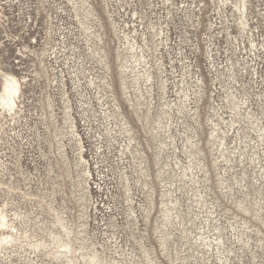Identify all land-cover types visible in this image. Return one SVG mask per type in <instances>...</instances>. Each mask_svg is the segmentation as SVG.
<instances>
[{
    "label": "rangeland",
    "instance_id": "374dc122",
    "mask_svg": "<svg viewBox=\"0 0 264 264\" xmlns=\"http://www.w3.org/2000/svg\"><path fill=\"white\" fill-rule=\"evenodd\" d=\"M52 1L54 3H51ZM90 1L95 13L90 19L83 16L82 19L91 23L93 30H98L97 32L102 34V39L95 38L89 42L75 16V7L67 0L2 1L6 15L5 25L11 38L8 39L5 33L2 34L0 66L3 68L10 66L19 76L29 74L31 78L34 77L31 73L32 65L35 64L41 74L37 82L33 81L32 86L30 84L26 86V96H30V99H25L23 112L17 116L19 120L10 122V126L16 127L17 131L11 130L6 123L8 133H3L2 140L0 139V164L4 162L8 165L2 178L6 182L12 181L15 186L21 188L13 194L16 205L32 208L34 210L32 215L40 209L35 200L30 201L22 197V190H25L26 184L35 193L41 191L45 185L52 187V180L45 183L48 162L53 165V174H62L66 195L69 196L65 205L70 209L74 208L73 215L77 221L79 211L85 210L84 205L88 204L86 198L78 201L71 195L72 182L68 170L72 169V174L77 180L80 179L77 173L83 167L82 161L78 167L73 165L74 160H79L77 154L74 155L68 147L69 165L63 163L57 151L48 155L50 160H46L42 155V152L49 154V146L48 142L43 140L45 126L38 121V117L42 114V105L46 103V92H49L57 101L59 107L57 111L60 115L66 106L73 107L72 114L77 118L80 131L86 133V144L89 147L86 155L92 163L94 177L90 178L93 196L89 211L92 217L89 218L84 234L87 239L97 242L95 247L100 252L118 257L119 254L107 248L109 244H105L110 243L107 235L117 232L121 240L128 242L125 248L129 252L134 250L143 256L140 244L144 243L161 264H178V260H171L167 252L174 257L176 253H179V256H186L184 264H264V145L252 148V142L246 143L250 137L260 140L256 129L258 126L264 127V48L259 46L257 49L251 45L249 36L238 28L235 17L232 16L234 8L229 4L226 6L228 11L222 17L232 21L231 30L234 33L227 35V30L223 33L218 32L215 24L212 25L211 22L221 20L218 14L219 0H204L201 3L202 11L199 12L198 7L194 13L181 7L187 6L186 4L192 0H176L177 5H171V1L169 3L167 0H154L156 6L150 4L153 0H108L110 14L113 16L111 20L114 18L127 29L139 28L142 23L145 25L155 23L158 29L162 26L168 31L167 41L165 36L149 35L148 45L155 48L156 52L147 48L145 50L148 59H152L153 53L163 65L159 66L158 62L154 69L152 111L168 109L163 105L165 100L161 89L162 80L169 78L165 95L168 100L182 104L183 89L185 91L188 89V93L191 94L190 107L179 110V107L175 106L170 110L173 117L172 130L161 133V138L166 144L159 145L152 139L146 140L150 135L145 133L141 121L123 95L116 53L119 45L120 51L125 52L124 44L119 43L104 0ZM58 3L67 8L66 13L60 12L56 6ZM29 9L31 18L27 14ZM168 9L171 13H168ZM250 12L256 37L264 44V16L261 15L264 13V0H251ZM139 16H143L144 19L141 20ZM234 22L236 24H233ZM55 24L74 31L68 38L69 49L56 64L60 66L58 69H64L66 72L67 78L64 82L66 87H61L60 91L66 90L70 101H66L62 97V92H58L55 81L51 88L47 87L49 79L40 64L44 48L49 49L54 55V51L60 46ZM137 35L139 40V34ZM95 42L98 43L96 45H104L107 49L109 69L101 61L102 52L94 54L92 51L91 45ZM237 44L240 45V50L237 49ZM33 49H37V52L34 53ZM77 52L81 54L83 64L76 63L74 53ZM129 60L132 61V58L129 57ZM213 60L220 67L219 72L211 64ZM185 61L193 63L192 73L187 72ZM232 62L238 71L242 70V74L236 71L234 75H230L231 71L226 67H230ZM247 62L251 65V68L247 67L251 73H246L247 69L244 68L248 65ZM75 73L79 76L76 77ZM93 74L94 81L99 86L89 84L88 81ZM199 74L203 78L201 87L196 82ZM105 75L108 77L107 80H110V86L102 79ZM79 78L82 79L83 86L80 85L81 87L77 89ZM220 81L227 85L222 91ZM146 84L141 83L144 93L142 100L151 101V94L146 87L149 83ZM130 91L133 97L135 94L140 96L138 89L130 87ZM232 91L239 99L248 98L249 110L254 112L255 118L250 119L246 115L248 107L242 102L239 108L242 114L232 115L230 106L233 105V97L227 96ZM113 94L117 96L122 110L137 129L136 137H140L139 140L142 141L141 148L144 154L141 151L139 158L133 160L129 158L133 164L129 176L136 203H130L126 199L128 192L127 186H124L126 177L123 174V167L127 162L120 163L117 160L118 149L113 147L112 152L106 150L104 154L100 151L96 153L95 141L91 138L93 133L90 130L91 126H94L106 134L104 119L100 118L101 112L97 114L100 119L92 120L90 126L88 119L85 121L82 114L78 113L82 111L81 99L93 96L94 108L101 111V102L97 97L103 95L107 99ZM108 105L113 106V102H109ZM219 106L226 111L224 119L216 113L215 107ZM36 109L38 115L35 113ZM195 109L198 114L195 113ZM142 110L145 111L146 106H143ZM233 119L239 122L233 124ZM254 120L256 122L253 123ZM169 133L174 135L173 143L168 138ZM247 134L250 137L245 136ZM188 136L192 139L189 140ZM117 137L126 139V134ZM160 149L159 155L156 156L155 152ZM142 155L147 157L142 158ZM143 166L148 168L143 171L141 169ZM159 169L161 177L157 176ZM186 170L188 176L184 175ZM145 172H148V176ZM27 175L30 185L27 183L29 179H25ZM77 189L80 190L81 186ZM168 189L173 192L168 193ZM10 194L11 191L7 187L3 186V189H0L1 200ZM61 197V193H58V203L64 204ZM170 199L174 202H170ZM164 204L173 208L170 218L162 213ZM131 206H136L135 213H131ZM97 207L99 208L96 209ZM148 211L149 216L146 218ZM42 215L51 217L46 209ZM135 215H138V221ZM112 216L115 217L114 220ZM160 230H163L164 234L169 233L165 253L160 246ZM216 238L218 240L222 238L223 245L217 246ZM16 264L26 263L18 261Z\"/></svg>",
    "mask_w": 264,
    "mask_h": 264
},
{
    "label": "bare ground",
    "instance_id": "6f19581e",
    "mask_svg": "<svg viewBox=\"0 0 264 264\" xmlns=\"http://www.w3.org/2000/svg\"><path fill=\"white\" fill-rule=\"evenodd\" d=\"M3 0H0V45L2 43V34L5 33L6 37L11 38L10 34L7 31V27L5 25V13L3 11L4 6L2 5ZM8 2H14L15 0H6ZM20 1V0H19ZM59 0H56L58 2ZM69 3L75 7V16L80 22L84 33L86 34V39L92 41L96 38V40L102 39V34L93 30L92 24L85 21V19H90L91 16L94 15V7L90 0H67ZM171 5L175 4L176 0H167V2ZM51 2V0H48ZM55 2V3H56ZM204 0H192V2L182 5L181 7L188 10V12H195L199 7V12L202 11L201 3ZM51 3H54L52 1ZM104 3L107 7V11L109 14L110 22L112 23L115 34L118 37L119 43L121 42L124 44V51L121 50V45L117 47V59L119 60L118 67H119V78L120 84L122 87L123 95L125 99L130 103V107L133 109V112L136 114L139 121H141V125H143V130L146 134L150 135L149 139L153 141H157L159 145L166 144V142L161 138V133L164 131H171L172 125V114L170 110L173 109L175 106L179 107V110L183 108L190 107L192 98L191 94L188 93L183 89V96L184 99L182 100V104L175 103L171 99L166 98L167 93V82L169 78L166 80H162L161 89L164 92L163 100L165 102L163 105H166L168 109L160 110L159 112H153L152 104H153V97H152V89L155 83V65L159 62V66H163L162 62L159 58H157L153 53L151 54L152 59H148V55L145 54L146 48L149 50L156 49L153 47H149V35L151 36H165L166 41L169 39L168 31H166L162 26L158 29L157 24L150 23L149 25H145L144 23L135 27L133 30L127 29L124 24L120 25L116 20H111L110 14V6L108 0H104ZM178 3V2H177ZM219 11L218 14L221 16L220 21L216 23L211 22V24H215V27L218 29L219 33H223L227 30V35L234 33L231 30L232 21L223 19L224 13H226L227 5H231L234 10L232 12V16L235 17V21L237 23L238 28L242 30L243 33L247 34L250 39V43L253 47L259 49V46L264 48L263 41L259 40L255 34L254 25L251 22L252 12H250V3L251 0H219ZM6 4V3H5ZM12 4V3H11ZM153 6L157 4L153 0L150 2ZM159 5V4H158ZM205 5V3L203 4ZM61 13H66L67 8L63 7L60 3L56 5ZM181 9L180 7H177ZM83 11V12H81ZM60 13V15H62ZM168 13H171V10L168 9ZM27 14L30 15V9L27 11ZM264 16V13H261ZM113 17V16H112ZM53 17H51V21ZM138 18V17H137ZM141 20L144 19L143 16H139ZM253 18V17H252ZM63 19V18H62ZM59 20V19H58ZM61 20V19H60ZM61 22V21H60ZM57 23V22H56ZM59 23V22H58ZM235 22L233 24H236ZM53 24V23H51ZM61 24V23H60ZM144 24V27H143ZM57 26V33L59 35L58 39L60 41V46L58 49L54 51V55L50 53L49 49L44 48L41 53L40 64L42 65L43 70L47 74L49 79V86L52 87L53 81L57 83V87H55L58 92H62V97L66 99V101H70L69 94L66 90L60 91L61 87H66L64 83L66 81V72L64 69H58L60 66H57L59 60L64 56V53L69 49L68 38L70 35L73 34L72 29H68L63 26ZM160 25V24H159ZM143 27L142 29L140 27ZM56 31V29H55ZM134 32L135 34H132ZM139 32V33H138ZM75 34V33H74ZM139 34V40L138 35ZM14 37V36H13ZM60 37L62 39H60ZM235 37V36H234ZM141 40V43H140ZM13 41V40H12ZM261 41V42H260ZM97 42L91 45L93 47L92 51L94 54L101 53L100 58L101 61L104 63L105 67L109 69L108 63V54L107 49L104 45H96ZM209 43V42H208ZM98 44V43H97ZM212 44V43H211ZM75 46V45H74ZM209 46V45H208ZM29 48V47H27ZM75 50L77 48H74ZM237 49H241L240 45L237 44ZM20 50V49H19ZM22 50V49H21ZM34 53L37 52V49H33ZM79 50V48H78ZM213 51V50H212ZM79 52V51H78ZM74 53L76 58V63L83 64L84 60L81 58V54ZM21 53V52H20ZM23 53V52H22ZM147 53V52H146ZM77 54V55H76ZM210 54V53H209ZM255 54V52H254ZM63 55V56H62ZM257 55V54H256ZM129 57L132 58V61L129 60ZM150 57V56H149ZM215 57V56H214ZM217 59V58H216ZM234 59V58H233ZM65 60V59H64ZM232 61V60H231ZM19 62V61H18ZM83 62V63H82ZM11 63V62H10ZM20 63V62H19ZM215 70L219 72L220 67L217 63L211 61ZM248 64V62H247ZM221 65V63H220ZM33 72L32 75L34 77L29 78V74H25L24 76H19L18 73L10 68H3L0 66V139L2 140V134L8 133L7 127H11V130L17 131L16 127L10 126V122H16L17 116H20L21 112H23L25 99L29 98L30 96H26V86L30 84L32 86V82H37L36 80L38 77L41 76L40 71L36 68V65L33 64ZM185 66L188 68L187 72L192 73L194 71L193 63L189 61H185ZM86 67V66H85ZM251 68V65L248 64L244 66ZM227 70L231 71L230 75H234L238 69H236L235 63L232 62L230 67H226ZM28 72V71H27ZM240 74H242V70H239ZM254 72V71H253ZM30 73V74H31ZM196 74V72H194ZM246 73H251V70H246ZM258 73V71H256ZM76 74V73H75ZM253 74V73H252ZM107 75V74H106ZM104 76L102 79L105 83L109 86L111 85L110 80H107V76ZM79 76L76 74V77ZM227 76V75H226ZM194 77V76H193ZM217 77V76H216ZM94 74L89 79V84L91 85H98L99 84L94 81ZM82 79L79 78V85L77 86V82L75 81L76 88L79 89L82 85ZM94 81V82H93ZM184 82V80L182 79ZM237 81V80H236ZM144 84L149 83L147 87L148 93L151 94V101L144 99V93L142 91L141 83ZM196 82L198 83L199 87H201L203 83V78L199 74L196 78ZM232 82V81H231ZM220 90L222 91L227 87L226 84H223L220 81ZM229 84V83H228ZM147 85V84H146ZM83 86V85H82ZM130 87H134L139 90L140 96L135 94L133 97ZM149 87V88H148ZM46 89V88H45ZM180 90V89H179ZM230 90V89H229ZM199 91V90H198ZM197 91V92H198ZM182 92V91H181ZM201 93V91L199 92ZM264 94V93H263ZM228 95L233 97V105L230 106L232 115H241V103L246 104L248 107V112L246 115L253 119L255 118L254 112L249 110L250 105L248 103V98L246 99H239L238 95L233 91L230 92ZM140 97V98H139ZM180 98V96H179ZM97 99L101 102V111L94 108L93 104V96L85 97L81 99V109L78 113L82 114V118L89 121V126L91 125L92 120L96 119H104V125L106 134L95 129L94 126H91V130L93 134H91V138L95 141V147L97 149L96 153L100 151L101 154H104L106 150L112 152V148L118 149L119 157L118 161L120 163H126V166L123 167V174L125 175L126 184L127 186V200L130 203L134 202L135 199L133 197V191L130 182L129 172L133 168V164L129 161L130 157L132 160L134 158H139V152H143L142 150V141L136 137L138 133L135 126L132 124L131 120L128 118L126 113L122 110V106L120 101L118 100L115 94L108 96L107 99L104 96H98ZM236 99V100H235ZM196 100V99H195ZM235 100V101H234ZM46 103L41 107V115L38 117V121L42 122V125L45 126L44 130V137L43 140L48 142L49 146V154L46 152H42V155L46 158V160H50L48 155H52L55 151L61 156L63 163L69 165V154H68V147H70L71 151L74 155L77 154L79 160H74L73 165L78 167L80 162L82 161V170L77 173V176L80 179L75 180L72 169L69 168L68 176L72 182V189L71 195L78 199L86 198V202L88 204L84 205L85 210L79 211L80 213L77 215L79 220L77 221L73 215L75 211L74 208H69L65 205L69 196L66 195V190L64 188V179L61 176L62 174L54 173V168L51 162H48V167L46 170L45 176V183H49L52 180V187L45 185L44 188H41V191L35 193L31 191V187L27 186L25 190H22V197L24 199H28L30 201L35 200L40 209L35 211V214L32 215L31 213L34 211L32 208L26 207H18L15 203V199L13 194L21 189L18 186H15L12 181L6 182L3 180L4 171L7 168V164L2 162L0 164V189L7 187L11 194L6 197L5 199H0V264H16L18 261H24L26 264H161L157 261L156 258L152 256L150 249L147 248L146 244L141 243L140 246L142 247L143 256L141 254L132 250L129 252L125 247L128 246V242L123 241L117 236V232H111L110 235H107L108 241L106 242L107 248L114 251L115 253L119 254L118 257L113 254H108L106 252H100L98 248H96L97 242L87 239L84 233H86L87 225L89 224V218L92 217L90 214V202L92 200V189L93 186L90 183V178L94 177L91 162L86 153L89 152V147L86 144V136L85 134L81 133L80 125L78 124L77 118L73 116L72 111L73 107L68 105L63 110V114L60 115L58 113L59 107L57 106V101L52 97L49 92H46ZM109 102H113V106H109ZM197 102V101H193ZM69 104V103H68ZM172 104H174L172 106ZM162 105V104H161ZM143 106H146V110L143 111ZM191 109H193L191 107ZM38 109H36L35 113L38 115ZM93 110V114H92ZM216 113L220 116V118L224 119V112L222 107H215ZM101 112L100 118H98V113ZM195 113H197V109H195ZM244 114V112H243ZM22 118V117H21ZM23 118H25L23 116ZM120 118V119H118ZM166 120V122H165ZM238 120L233 119V124L238 123ZM256 120L253 121V123ZM6 123L8 126L6 127ZM36 124V123H35ZM167 128V130H166ZM240 130V128H237ZM256 131L258 132V137L260 140H256L250 136L249 141H246L248 144L252 142L253 147H261L264 145V127H257ZM126 134V139H118L117 135H124ZM221 134V133H220ZM17 135V134H16ZM41 135V133H39ZM138 136V135H137ZM89 137V136H88ZM168 138L174 142V135L172 133L168 134ZM189 140L192 137L188 136ZM222 140L224 137H221ZM171 142V141H170ZM1 143V142H0ZM149 143V141H148ZM196 141L193 142L195 145ZM118 144L119 146H116ZM224 143H222L223 145ZM119 147V148H118ZM161 149L155 152V155L158 156ZM241 151V150H240ZM56 153V152H55ZM242 154V153H241ZM57 155V154H55ZM147 157V155H142V158ZM55 159V158H54ZM135 161V160H134ZM72 163V162H71ZM143 163V161H142ZM148 167L143 166L141 169L144 171ZM263 168V166H262ZM67 171V170H66ZM148 173V172H147ZM146 176H148V174ZM185 176H188L189 173L184 172ZM158 177H161V169L158 171ZM28 180V175L25 177ZM162 180V179H161ZM139 182V178H138ZM30 185L29 182H27ZM81 186V189H77V187ZM80 191L83 193L81 194ZM168 193H172L173 191L168 189ZM58 193H61L62 201L64 204L58 203ZM165 192V194H168ZM85 201V200H84ZM170 202H174V200L170 199ZM140 207H143L141 203H138ZM253 206V205H252ZM135 207L131 206V213H135ZM97 207L96 209H98ZM139 208V207H138ZM47 210V214L51 217H47L46 215L43 216V210ZM82 209V208H81ZM173 208H169L164 204V208H162V213L165 217L171 216ZM248 210V209H247ZM254 211V210H253ZM46 212V211H45ZM34 213V212H33ZM149 216V211L145 215L146 218ZM113 220L115 219L114 216L111 217ZM136 221H138V215H135ZM108 232H106L107 234ZM160 246L162 251L165 253L167 252V239L169 233H163V230H160ZM220 237V236H219ZM217 246L223 245V240L220 238H216ZM206 241V240H205ZM207 243V242H206ZM104 246V243L101 244ZM208 245V244H206ZM209 244L208 246H211ZM114 248V249H113ZM155 250V248H153ZM171 260H178V264H184L183 261L187 259L186 256H179V253H176L175 257L171 256L169 252H167Z\"/></svg>",
    "mask_w": 264,
    "mask_h": 264
}]
</instances>
